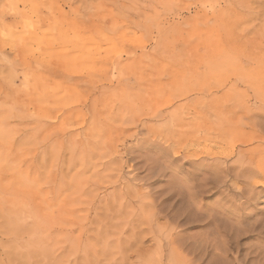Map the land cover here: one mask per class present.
Returning <instances> with one entry per match:
<instances>
[{
    "label": "rangeland",
    "instance_id": "1",
    "mask_svg": "<svg viewBox=\"0 0 264 264\" xmlns=\"http://www.w3.org/2000/svg\"><path fill=\"white\" fill-rule=\"evenodd\" d=\"M0 264H264V0H0Z\"/></svg>",
    "mask_w": 264,
    "mask_h": 264
},
{
    "label": "bare ground",
    "instance_id": "2",
    "mask_svg": "<svg viewBox=\"0 0 264 264\" xmlns=\"http://www.w3.org/2000/svg\"><path fill=\"white\" fill-rule=\"evenodd\" d=\"M37 10V9H36ZM35 10V11H36ZM42 12V11H41ZM40 11L39 12H35V13H33L30 17H29V21H31L34 25H37V24H39V25H42V27L43 28H45V30L43 31V33L41 34L42 35V41H43V44H45L44 46H45V52L47 51V48L49 49V45H48V40H47V32H46V30H48L47 29V27L49 26V21H50V18L49 17H45V15L44 14H42ZM13 13V12H12ZM15 13V12H14ZM13 13V16L14 17H16L17 15L16 14H14ZM21 13V12H20ZM18 14V13H17ZM19 19V18H18ZM35 36H39V34L37 35V34H35ZM38 40V37L37 38H33V41H34V44H36V41ZM41 42V41H40ZM48 52V51H47ZM45 53L44 54V59L47 57V56H49V55H47L48 53ZM47 59V58H46ZM48 60V59H47ZM47 60H46V62H45V64L47 63ZM47 113V115H49L48 113H49V111L48 112H46ZM55 116V115H54ZM48 117V116H47ZM38 125V124H37ZM38 127V126H37ZM46 162V161H45ZM57 194V193H56ZM117 203V202H116ZM121 205V204H120ZM121 208V207H120ZM65 237V236H64ZM77 241V240H76ZM77 246V245H76ZM74 249V248H73ZM81 250H82V248H81Z\"/></svg>",
    "mask_w": 264,
    "mask_h": 264
}]
</instances>
